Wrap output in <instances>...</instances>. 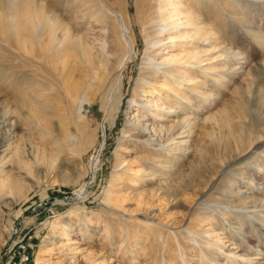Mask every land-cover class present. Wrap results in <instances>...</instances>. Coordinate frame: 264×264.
<instances>
[{"label": "rangeland", "instance_id": "1", "mask_svg": "<svg viewBox=\"0 0 264 264\" xmlns=\"http://www.w3.org/2000/svg\"><path fill=\"white\" fill-rule=\"evenodd\" d=\"M143 1L0 0V264H264V0H178L208 24L187 50L203 61L152 80L179 91L148 96L176 120L153 132L128 102L147 56L138 25L136 53L98 86L101 29L117 27L104 5L135 24ZM162 20L160 37L175 36ZM44 24L99 49L79 97L33 57ZM55 105L47 134L34 114Z\"/></svg>", "mask_w": 264, "mask_h": 264}, {"label": "bare ground", "instance_id": "2", "mask_svg": "<svg viewBox=\"0 0 264 264\" xmlns=\"http://www.w3.org/2000/svg\"><path fill=\"white\" fill-rule=\"evenodd\" d=\"M143 5H145V8L141 10L140 15H138L139 18L133 20L135 24L130 23V20L125 18V14L112 11L104 5L106 10L113 13L116 17L117 27H112L111 29L104 27L101 29L103 38L100 46V54L103 53L106 57L104 61H98L100 64L104 65V72L102 73L104 76H99L98 86L104 81L103 78L106 73L113 68V65L116 64L117 69L121 70L125 68V62L132 58L131 55L133 54V50L137 48L133 33V25H138L146 45L147 56L140 63L138 76L134 80L135 86L133 87L132 98L129 99L128 102L130 105H137L134 106L133 111V117L135 118L134 123L140 127L141 131L153 132L155 130L154 127L158 126L160 120H165L171 124L176 120L170 113H167L171 112V109H168L166 102H159V100L157 101L148 96L153 94L154 90H156V86L163 88L162 90H168L166 99L170 98V94L171 96L177 95L179 91L176 87L175 89L172 87L169 88L171 86L170 84H165V82L155 84V82L152 83V80L155 79L156 76L163 75L164 72L167 73V69H165L166 66H175L177 69H180V66H186L188 69L198 66V64L203 61L200 59L199 52L194 54L187 50L192 46V37L195 34H199L203 29L206 30L208 24L201 21L196 16H189V8H182L178 0H166V3L161 0H144L142 6ZM158 12L161 15H158ZM160 16L163 17L162 21L166 19L169 23H172L169 25H173L177 30L175 36L166 38L160 37L166 25L155 24ZM17 24L19 32L26 33L28 31L30 35H32L33 26L31 25L34 23L30 25ZM25 25L28 27L25 28ZM203 25L205 26L204 28ZM58 29L61 30L60 36L58 35ZM42 34L47 35L48 42L45 44L43 40H39L37 46L31 49L34 59L42 65L43 69L52 79L58 82H61L62 78L64 79V91L68 94L66 95L68 96V100L75 98L81 87L77 84V78H75V76H77L76 74H82L88 77L93 73V69L95 72L94 74L97 73L96 59L100 56L97 52L99 49L93 50L92 47L86 46L83 39L78 37V35L76 36L69 25L60 26L56 24H44L43 29L39 30L38 37L41 38ZM82 43H85V45ZM163 49L164 54L159 56L158 61H155L152 54L159 53L160 50ZM47 51L51 52L50 55L46 54ZM177 51L183 54L179 55L176 53ZM134 53H136L135 50ZM45 59L48 61L45 62ZM58 69H61V71L58 72ZM61 72L64 74H60ZM97 76L98 75H96V77ZM188 81V84L195 83V81ZM189 88L193 90L194 86L191 85ZM79 96L80 95H78V97ZM140 98L146 99V101H141ZM140 106L154 110L152 112L153 119L149 123L145 122V115L137 112ZM44 108L45 110L41 114L36 112L34 115L36 116L35 119H37L38 124L44 126L43 130L47 134H50L48 130L51 128V118L60 115V113L65 110V107L55 105ZM177 137H179L178 134L168 136L167 139L170 140H167V143H177ZM3 141H6V139H3ZM7 148L6 146L3 147L1 153H6Z\"/></svg>", "mask_w": 264, "mask_h": 264}]
</instances>
